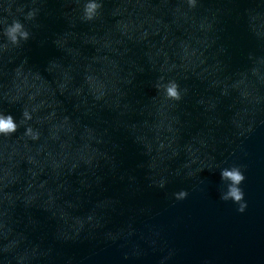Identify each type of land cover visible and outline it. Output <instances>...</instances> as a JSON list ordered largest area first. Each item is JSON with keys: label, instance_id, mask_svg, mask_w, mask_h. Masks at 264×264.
Masks as SVG:
<instances>
[{"label": "water", "instance_id": "95a60500", "mask_svg": "<svg viewBox=\"0 0 264 264\" xmlns=\"http://www.w3.org/2000/svg\"><path fill=\"white\" fill-rule=\"evenodd\" d=\"M37 6L33 38L0 55V107L39 105L41 133L0 138V261L264 264V0H201L178 20L181 0H104L87 23L75 0ZM160 75L188 95L166 100ZM232 165L244 213L220 199Z\"/></svg>", "mask_w": 264, "mask_h": 264}, {"label": "clouds", "instance_id": "9594fccd", "mask_svg": "<svg viewBox=\"0 0 264 264\" xmlns=\"http://www.w3.org/2000/svg\"><path fill=\"white\" fill-rule=\"evenodd\" d=\"M75 3L80 7V20L85 23L95 21L100 16L101 9L104 6V0H75ZM181 3L183 6L177 7L174 12L177 20L180 17L187 19V13L183 12L182 9L186 6L189 11L195 10L200 6L201 0H181ZM37 4L38 0H31L30 4H21L18 3V0H0V55L5 51L22 47V45L27 44L33 38L32 31L26 25L34 22L39 15L40 8ZM5 5L7 6L5 7ZM33 27H38V25L33 24ZM199 28L203 31L211 30L212 24L205 19L200 23ZM55 43L58 44L59 40L55 41ZM173 67L175 66L173 65ZM152 87L166 100L177 103L181 102L189 92V89L186 86L182 87L177 79L164 75H160ZM33 98L31 96L29 97V99ZM18 99L19 95L13 96L9 94L8 103H15ZM200 103L203 104L204 101L201 100ZM39 110V105L26 106L18 118L12 111L0 107V138L13 137L23 127V135L25 137L33 142L39 141L41 136L40 130L33 127L32 123L35 114ZM36 122L41 123L42 121L37 120ZM163 147L161 145V148ZM220 179L225 185V188L221 190L220 199L233 202L238 205L237 211L244 213L247 208L245 193L241 187L246 179L244 169L237 165L224 167L220 170ZM153 183L158 188L164 189L167 180L161 177L159 180H153ZM173 196L175 200L181 201L187 198L188 192L186 190H180L173 193ZM92 218V216H89V221ZM19 246V242L14 241L10 245V249H16ZM35 253L36 249L33 248L32 255L34 256ZM27 256L29 258L28 253ZM12 259L15 261V264H22V257L13 256ZM0 264H3V261H0Z\"/></svg>", "mask_w": 264, "mask_h": 264}]
</instances>
